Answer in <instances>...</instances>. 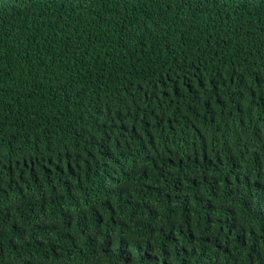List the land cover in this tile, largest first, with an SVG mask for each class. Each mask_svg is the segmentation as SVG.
<instances>
[{
  "label": "trees",
  "instance_id": "trees-1",
  "mask_svg": "<svg viewBox=\"0 0 264 264\" xmlns=\"http://www.w3.org/2000/svg\"><path fill=\"white\" fill-rule=\"evenodd\" d=\"M0 264H264V0H0Z\"/></svg>",
  "mask_w": 264,
  "mask_h": 264
}]
</instances>
